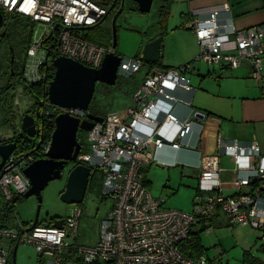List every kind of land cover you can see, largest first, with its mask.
<instances>
[{"label":"built area","instance_id":"obj_1","mask_svg":"<svg viewBox=\"0 0 264 264\" xmlns=\"http://www.w3.org/2000/svg\"><path fill=\"white\" fill-rule=\"evenodd\" d=\"M109 8L106 0H0L3 13L22 17L37 28L26 49L24 80L43 84L48 96L58 57L99 69L112 48L90 42L81 34L101 24ZM228 10L229 5H223L209 10L207 16L197 11L185 24L199 43L196 60L221 70H235L243 60L248 61L250 80L264 89V28L256 25L242 30L231 20L221 21L220 12ZM40 28L44 31L39 33ZM193 62L179 68H160L145 64L141 56L122 58L118 78L131 79L145 67H149L148 74L132 93V104L124 117L108 113L102 117L103 122H95L87 131L90 153L77 156L79 164L103 174L101 192L114 201L109 215L100 222L98 242L92 246L65 243L68 237L76 238L83 217L82 207L75 205L59 219L63 228L37 225L30 229L23 223L0 227V264H9L12 249L19 245L32 246L43 264H222L208 256H186L184 244L197 224L210 234L214 230L212 221L222 214L229 225L264 229V156L257 142L244 144L218 135L216 153L200 154L199 163L188 165L198 170L199 181L190 213L167 208L164 200L154 198L144 185V167L158 163L155 153L181 149L183 139L192 132L193 121L180 122L173 116L171 105L185 103L180 93L195 92L185 77L193 71ZM47 96L43 107H53L45 112L51 117L69 113L86 119L79 110L51 105ZM50 142L41 140L37 149L40 155L15 150L9 157L4 173L0 171V189L6 201L29 191L31 184L24 170L45 157ZM221 156L231 157L235 165L233 186L240 190L233 196L222 192ZM244 171L245 176L238 175ZM244 187L250 189L245 194L241 191Z\"/></svg>","mask_w":264,"mask_h":264},{"label":"rangeland","instance_id":"obj_2","mask_svg":"<svg viewBox=\"0 0 264 264\" xmlns=\"http://www.w3.org/2000/svg\"><path fill=\"white\" fill-rule=\"evenodd\" d=\"M162 0H154L153 6L151 7V12L149 14H138L135 5L129 4L123 14L119 17L116 24V34H117V47L115 52L121 58H134L140 54L143 50L142 43L146 39L154 37L159 31L158 22H159V13L158 9ZM2 13L3 11L0 10ZM114 17V16H113ZM113 17L105 18L101 24L97 27L85 30L82 32L83 37L90 38L93 43L99 44L105 48H112L113 45V27L112 22ZM169 25L174 27L176 26L175 22L177 21L176 16L170 15ZM17 23H22L18 25V31L16 30ZM24 22L17 21L15 19H9L8 17L4 18V26L1 29L0 33L5 34L6 32L10 37L16 36V31L19 36L25 38L31 32L32 34L36 31L35 28H30ZM20 26V27H19ZM179 26V23H177ZM16 30V31H15ZM39 33L44 31V28L38 29ZM168 35L164 38L163 44V59L161 61L162 65H170L173 68H179L185 66L194 61V69L192 74H188L189 79L192 82L200 80L198 73L207 74L208 71L216 70L219 72L220 68L218 66L208 65L205 62L197 61L196 57L199 55V43L197 42L198 50L194 54V57L187 59V53L184 54L182 51L180 36L177 35L179 31L170 29L168 30ZM1 38H4L1 37ZM31 41V39H30ZM4 42H7V38L2 41L0 45V58L4 64L5 68H8L10 60V54L7 52V49H4L2 46ZM195 44V43H194ZM193 44V45H194ZM142 48V49H141ZM16 60V71L19 72L18 68L22 64V56ZM22 59V60H21ZM146 67L143 70L135 75L131 79L118 78L115 86H107L101 83H98L96 86V91L94 98L91 102L89 108V113L96 115L98 117H105L108 113H117L119 116L125 112V110L130 107L132 104L133 92L141 85L142 74L146 71ZM233 70H226V72ZM210 79V78H207ZM6 73L2 74L0 77V88H2L6 83ZM211 80V79H210ZM206 79H203V82ZM141 82V83H140ZM207 82V81H206ZM35 105V100L31 98L29 94L25 92L22 87H18L16 90V100L14 105L15 114L20 120V117H23L25 113ZM93 111V112H91ZM3 117L0 114V141L7 140L12 138L14 135L20 132V123H18V128L15 130L9 128V126L2 125ZM15 131V132H14ZM78 139L80 145H82V154L90 153V144L88 141V132L78 131ZM39 141H36L38 144ZM77 164H79L77 162ZM188 170H194L191 167H187ZM181 173L179 168H161L154 166L149 174L147 175L148 180L152 182L151 185V195L157 199H163L165 206L167 208L176 209L183 211L184 213H190L194 209L195 200V189L197 186V180L193 175V172ZM67 172L65 175L56 181H52L42 192V205L40 206L39 212V221L38 226H44L49 224L51 220H56V218L63 219L66 217L75 206H70L63 203L60 199V193L65 189L67 181ZM90 179L92 183L88 186L87 191L85 192V198L80 207L83 209V217L81 228L79 229V238L78 242L80 245L84 243H93L99 237V225L102 219L107 218L110 211L113 208L114 201L105 198L102 194L103 186V174L100 171L91 172ZM89 179V180H90ZM16 219L15 224L23 223L27 227H31L36 219L38 213V200L35 196L24 199L16 204L15 207ZM252 234L260 235L257 243L253 246L250 244ZM217 235L219 237H217ZM203 242L208 250V256L210 259L218 261L222 264H242L243 252L245 250H250L252 254L260 256L264 259V251L261 249L264 245V229L262 231L253 229L249 226H239V225H230L216 227L213 231L209 233H203ZM225 240V245L222 243L220 245V240ZM72 239H67V243H71ZM253 242V241H251ZM228 243H231L232 246L226 249V252L223 251ZM15 248V247H14ZM14 248L12 251H14ZM215 252V250H217ZM11 251V253H12ZM63 258H65L63 256ZM39 258L35 249L32 246L28 245H19L16 264H39Z\"/></svg>","mask_w":264,"mask_h":264},{"label":"crops","instance_id":"obj_3","mask_svg":"<svg viewBox=\"0 0 264 264\" xmlns=\"http://www.w3.org/2000/svg\"><path fill=\"white\" fill-rule=\"evenodd\" d=\"M169 2L171 4L169 6L171 7L170 15L176 16L177 21L175 22V27L174 24L173 26L169 25V20L167 21V32L163 37V42L164 38L168 35V30H178L179 33L177 35L182 39L180 42L182 46L181 49L184 54L187 53V57H189L187 59H190V56L191 58L194 57L198 47L194 31L186 28L185 24L192 20L191 17L193 13L197 11H199L200 14L202 13L203 16H207L209 10L221 8L223 5H229L228 11L220 12L218 17L221 21L231 20L237 29L242 30L256 25H260L264 28V0H169ZM177 23H179V26H177ZM159 31H157L158 33L154 37L146 39L145 42L142 43V48L145 43L158 38L160 36ZM137 56H142V52ZM137 56H134V58ZM162 59L163 56L161 61ZM148 68L149 67H146L147 70L142 74L141 82L146 78L149 71ZM160 68H173V66L162 65ZM250 72L251 67L249 62L243 60L240 66L233 71L226 72V70L220 69L218 72L212 70L202 75L201 72H199L198 76H200V80L194 83L188 77V74H192V72L185 74V77H187L186 79L189 80L195 92L190 95L180 93L179 96L185 103L171 105V112L173 116H176L182 123L193 121L192 132L186 139H183V146L181 149H165L158 151L155 153L158 163H151L144 167V178L146 180L147 190H150L152 185L147 175L154 166L168 168V170L179 168L181 173H186L188 170L187 167H190L188 165H196L199 163L201 155L210 156L216 153V138H218V135H221L224 139L237 140L244 144L257 142L264 156V89L250 80ZM203 79H206L207 82H203ZM199 112L205 116L204 120H199L195 117V114ZM124 115L125 112L121 114L123 117ZM232 161L231 157L228 156H221L219 159L220 168L222 169L220 174L222 192L227 196H233L240 190L233 186V181L236 179L237 175L235 174V165ZM163 163L166 164L161 165ZM190 171L194 173L193 175L197 180V186L194 188L196 197L197 187H199L198 170L194 168V170H188V172ZM245 173L244 171V173L241 172L238 175L245 176ZM249 190V188L245 187L241 189L244 194ZM57 219L59 220V218H56V220ZM54 221L55 220H51L49 224L47 223L45 225L49 226ZM81 222L82 219L79 228H77L78 232L76 238H67L72 239L71 243H68L69 245L73 244V241H76L78 244L80 243L78 242V234L81 228ZM227 223L225 216L219 214L212 224L214 229H216V227L230 226ZM252 235L250 244L254 246L258 239H260V235ZM202 236L203 234L200 237L204 249L206 250L205 255L208 256L207 252L209 249L205 246ZM217 237L219 236L217 235ZM97 240H99V237ZM97 240L90 244L89 242L86 244L84 243V246H92L98 242ZM66 241L65 243H67ZM222 243L225 245V240L221 239L220 245H222ZM230 246H232L231 243H228L225 248L223 247L222 252H226L225 250L230 249L228 248ZM261 249L264 251V247ZM217 251L218 249L215 250V252ZM246 253H250L251 258L258 262H264V259L260 256L258 257L252 254L250 250H245L241 259L242 264H244L243 259ZM208 257L210 258V256ZM38 263L43 264L41 259Z\"/></svg>","mask_w":264,"mask_h":264},{"label":"water","instance_id":"obj_4","mask_svg":"<svg viewBox=\"0 0 264 264\" xmlns=\"http://www.w3.org/2000/svg\"><path fill=\"white\" fill-rule=\"evenodd\" d=\"M137 4L138 14H149L154 0H130ZM124 0L123 8L125 7ZM112 6L109 9H113ZM121 10L113 17V45L112 51L106 54L102 66L99 69L87 67L74 60L65 57H58L54 60L55 74L48 84V101L58 109L79 110L86 114V119L80 120L69 113H61L55 118V129L52 132L49 150L45 157L36 159L30 164L24 173L29 179L31 187L24 195L25 199L35 196L38 200V213L33 229L39 221L40 206L42 205V192L52 182L60 180L64 168L69 163L75 166L70 170L65 189L60 193V199L67 205H80L83 203L86 191L89 186L91 169L83 164H77L78 157L82 150V145L78 139V131H90L95 122H103L102 117L89 113L91 102L94 98L98 83L115 86L118 80V68L122 58L115 52L117 45L116 24L124 11ZM4 26V16L0 13V31ZM5 34H1L3 37ZM163 36L144 44L142 56L145 64L152 65L161 62ZM196 118L204 120L202 113H196ZM21 130L29 138H34L37 133L35 120L32 116L25 114L21 121ZM41 141L36 145V150L40 147ZM16 143L0 145V171L4 173V165L9 157L15 152ZM55 228H63L62 220H55ZM264 247V245H263ZM18 246H15L12 254V264H16Z\"/></svg>","mask_w":264,"mask_h":264},{"label":"trees","instance_id":"obj_5","mask_svg":"<svg viewBox=\"0 0 264 264\" xmlns=\"http://www.w3.org/2000/svg\"><path fill=\"white\" fill-rule=\"evenodd\" d=\"M107 2L108 4H110L109 1ZM170 5L171 4L169 0H162L160 7H159V11H158L159 13L158 28L160 30L159 31L160 36H163V37L166 35V32H167L166 26H167V21H168L167 18H169L170 16V8H171L169 7ZM136 10H137V6H136ZM2 14L4 15V18L8 17L9 19H15L17 21L24 22L27 25H22V26H27V27H30L31 29L33 28L32 25H29L28 21L22 17L15 16V15L9 16L3 12ZM20 24L22 23H17L16 30L18 29V25ZM17 31H16V36L14 38L10 37L8 33L6 32L4 35L5 37L2 39V41H4V39L7 38L6 43L8 45H12L13 49L16 52L20 51L22 59H23L22 64H20V66L18 67L20 68L18 69L19 72L16 71V66L13 69L14 73L10 70L8 73V79L6 80L5 85L2 88H0V114L3 117L2 125L7 126V127L9 126V128L13 130L18 128V123L20 122L18 120V117L15 114L14 105H15V100H16V90L18 87H22L25 90V92L29 94L31 98L35 100V105L33 108L37 107L38 110L40 111L39 113L43 114V121H42L43 126H41L43 130L40 133L41 134L40 137H38L36 140L31 139L27 135H25L23 132H20L14 135L10 139L0 141V145L8 144V143H16L17 151L22 152V153H31V154L34 153V154L40 155V152L36 150V147H37L36 145H38L36 141L43 140V143H48L49 141H51L52 132H54V129H55L54 120L56 117L55 118L51 117L50 115L45 113V111L50 112L51 110H54L53 107H47V109L43 108V101L46 100V96H47L44 93V85L43 84H29L23 78V75H22L23 66H24L23 63H24L26 52H27L26 49H28V46L30 43L31 32L29 33L28 36H26L25 38H22V36H19ZM86 39L92 42L90 38L86 37ZM0 58H2V56H0ZM0 62H2L1 59H0ZM151 66L161 67L162 64L160 62L158 64H152ZM55 70H56L55 68H52V71H53L52 73H54ZM51 79H53V76L51 77ZM43 109H45V111ZM0 162H1V158H0ZM91 180L92 179L89 180V185L92 183ZM254 184H256V182ZM144 185L146 187L145 178H144ZM197 193H198V190H197ZM24 199H25L24 195L16 196L11 202H8L4 198V195L0 189V227L1 228H10L12 226H15V219H16L15 207L18 202ZM53 223L49 226H52ZM204 231H205V227L199 224H197L191 231V234L190 236H188V239L186 240L184 244V249H183L187 257L192 258V259H195V258L199 259L202 256H206L205 255L206 250L204 249V246L202 244V239L200 237L204 233ZM67 258H72V256L69 257L67 255ZM243 260H244V264H264V262H260V261L258 262L257 260L251 258L250 253H246ZM9 264H12V256L10 257Z\"/></svg>","mask_w":264,"mask_h":264},{"label":"flooded vegetation","instance_id":"obj_6","mask_svg":"<svg viewBox=\"0 0 264 264\" xmlns=\"http://www.w3.org/2000/svg\"><path fill=\"white\" fill-rule=\"evenodd\" d=\"M110 2V5L111 7L114 6V8L111 10V9H108L109 12L106 16V18L108 17H113V16H116V14L121 10V8H123V3H124V0H107ZM131 4V5H136V3L134 2H131L130 0H126L125 2V7L123 8L124 11H125V8L128 7V5ZM123 11V12H124ZM122 12V14H123ZM121 14V15H122ZM120 15V16H121ZM5 37V36H4ZM3 38H1L0 36V40L2 41ZM0 41V45H1V42ZM4 47V49H7V52H9L10 54V60L9 62H6L5 64H8V68H5L4 67V64L2 62H0V77L2 76V74L6 73V78L8 79V73L9 71L11 70L13 72V69L15 68L16 66V60H18L19 58V55H21L20 51L19 52H16L14 49H13V46L12 45H8L6 42H4V44L2 45ZM14 73V72H13ZM13 75V74H12ZM14 76V75H13ZM51 107V106H49ZM44 108V107H43ZM45 109H47V107H45ZM45 109H43L45 111ZM40 111L38 110L37 107L33 108V106L25 113V114H28L30 116H32L35 120V124H36V128H37V133L35 135L34 138H31V139H37L38 138V133L42 130V127L43 126V114H40L39 113ZM46 112V111H45ZM24 116V115H23ZM23 117H20V124H21V121H22ZM20 129H21V125H20ZM20 132H22V130H20ZM19 132V133H20ZM75 166L74 163H69L66 168H64V171H63V174H62V177L65 175V173L67 172V177H68V174L70 172V170Z\"/></svg>","mask_w":264,"mask_h":264},{"label":"bare ground","instance_id":"obj_7","mask_svg":"<svg viewBox=\"0 0 264 264\" xmlns=\"http://www.w3.org/2000/svg\"><path fill=\"white\" fill-rule=\"evenodd\" d=\"M79 163V162H78Z\"/></svg>","mask_w":264,"mask_h":264}]
</instances>
